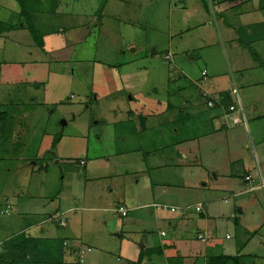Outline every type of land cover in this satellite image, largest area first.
Instances as JSON below:
<instances>
[{
	"label": "rangeland",
	"instance_id": "obj_1",
	"mask_svg": "<svg viewBox=\"0 0 264 264\" xmlns=\"http://www.w3.org/2000/svg\"><path fill=\"white\" fill-rule=\"evenodd\" d=\"M206 1L208 10L201 0H0V113L12 125L9 145L0 146V206L20 195L26 209L39 211L45 202L43 210L64 213L66 226L55 218L45 230L76 249L92 248L82 256L67 250L66 264H130L143 234L158 238L156 226L115 211L126 194L120 182L133 174L139 194H148L133 203H150L155 184L176 182L182 156L193 164L182 171L189 176L180 182V205L208 201L214 225L206 231L217 245L246 243L244 264H264V190L245 193L243 181L252 165L254 179L260 167L264 175V0ZM207 93L229 104L223 107L230 127L222 113L209 119L208 132L202 121L219 108L194 111L188 133L198 138L184 154L180 123L168 120L188 98L203 108ZM141 107L164 123L145 132L140 124L136 133L131 118ZM212 120L228 129L215 145ZM158 145L170 155L160 175L139 172L135 161L158 158ZM178 215L196 237L198 212ZM0 223L1 236L24 220L14 206Z\"/></svg>",
	"mask_w": 264,
	"mask_h": 264
},
{
	"label": "crops",
	"instance_id": "obj_2",
	"mask_svg": "<svg viewBox=\"0 0 264 264\" xmlns=\"http://www.w3.org/2000/svg\"><path fill=\"white\" fill-rule=\"evenodd\" d=\"M107 6H108V3L104 6V10H106ZM255 9L261 12L259 8L255 7ZM244 12H247V11H243V14ZM207 94H210V93H207ZM138 100H137L138 105L140 106L146 105V103L145 104L142 102L140 103ZM198 101H197V98H188L180 106H175L174 108L176 110L175 116H177L178 118L175 117L174 120H171V119L168 120V122L170 123H180L179 129H176L175 132L178 133V135L182 136L183 140L187 142L188 149L185 148L187 152H185L184 154H188L192 150V143H196L197 138H198V136H193L191 133H188V131L190 130L189 128L190 119H192L193 115L196 114L194 113V111L199 110L197 112L199 113L203 111L204 108L206 109L210 108L207 104V99L205 95L202 96L203 108H201L200 103ZM223 106L225 105L221 103V106H217L219 108L218 112L213 113L211 116L207 117L206 119L202 121L204 127L207 128L208 132H209V125H210L209 119L212 118L213 120L216 119L217 121V119H220L221 117H223L222 115V113L224 114ZM144 108H146V106ZM144 108L141 107L139 109L140 111L139 118L137 116H134V113L132 114L131 121L137 120V123L136 124L134 123L136 126V133L138 132L140 124L142 126L140 131L145 132V130L157 128L159 127L158 125H161L164 123L160 120L156 122L155 117L157 118V116L155 115L154 117L152 115L153 111L151 109H150L151 112H149L147 115H144L145 113ZM2 111L3 112L5 111L4 108H2ZM225 117H226V124L230 127L229 123H227L229 122V117L226 115ZM213 120L211 123V127L213 128L211 131V134L212 136H215V137H212L213 142L210 144L215 145L214 139H216L217 142H220L222 140V133L224 130L227 129V126L222 127L221 126L222 124L216 123L218 125L217 126L216 124H213ZM235 120H238V118L236 117ZM10 127H12V125H10V123H8L5 119H3L0 113V144H1L0 146L5 147V148L9 145V142L11 140V137L9 134V131H11ZM205 135H208V133H205ZM141 146L143 147V145ZM164 150H165L164 146L158 145L154 152V155H159V157L155 158L153 161H151L147 157H144L146 156L145 154L143 156H140L138 160L135 161L137 162L136 166H137L138 171L144 172V173L146 172L147 176L153 175V173L156 171L158 172L160 165L162 163L167 162V159L165 158L166 155L170 156L168 152ZM140 152L143 153L144 151L141 150ZM161 153H163V157L161 156ZM142 157L143 159H141ZM255 157L253 156L254 161L258 159L257 156ZM177 161H181V163H178L176 165V167L179 166L178 170H174V172L179 173V174L177 173L176 175V178H177L175 180L176 182L170 183L169 187H168L169 182H167V187L165 186L164 188H160L159 185L155 184L153 188L150 190L152 198L147 200V202H150V203H147V204L133 203L135 200L142 198V195L144 193H145L144 194L145 197H147L148 195L147 192L145 191L139 194L138 190H139L141 181L140 179H137L136 182L130 181V177H133L132 176L133 174H125L124 180L120 182L121 186L125 188L126 194L120 196L118 204L115 206V211H117V213H120L122 216H131V220H133L132 222L133 224H136V220L138 219L143 220V221L146 220L147 221L146 223L148 226H151L152 229L154 228V226H156V228L158 229L157 230L156 228H154L155 230H157L156 234L158 238L157 237L155 238L153 235L143 234L144 238L138 241V244H139L138 251L135 252L134 255H132L134 257L130 258V264H199V263L206 264L208 260H210V259H207L208 255L209 256L211 255L212 257L214 255L219 256L221 254H225V255L232 254L234 256H241V258L238 259L239 261L237 263L234 262V264H244V261H242L241 259L243 258L242 251L246 247L245 246L246 243H244L243 245H237V246L235 244V246L231 248L232 250H230V246H227L226 248L225 245H223L222 241H220L219 245H217L218 239L213 240L212 235H209V233L206 231L208 225H211V226L214 225V222L211 221V218L209 216L211 208H210V204H208V201L203 200V201L197 202L194 205H180L179 202L181 200V195L183 194L182 187H185V186L181 187L180 182L181 183L186 182L188 184L187 176H189V172L186 174H183L182 171L185 169L190 171L191 165L193 164V162L188 161L184 156L178 157ZM244 161H245V158H244ZM132 162H133V159L130 161V164ZM257 162L259 163V166H261L260 160H257ZM78 163L81 165L80 159ZM81 166H85V165H81ZM252 168H255V166L252 165L250 169H248V171L246 170V174L243 175V181L247 185V188L245 189V193L250 192V191L264 190V175H263L262 168L260 167V169L256 172V176L258 179H254L253 175H251ZM158 175H160V173ZM160 182H162V180ZM117 185H118V181L116 183V187ZM116 187L114 188V190H116ZM6 198H7V195H5L3 201H5ZM7 200L10 204H8L7 207H5V205L0 206V208L2 209L0 214H11V211L15 206L17 208L18 213L21 215V218L23 217L24 224H22L16 231L6 232L0 236L1 237L0 238V253L4 251L5 247L8 248L7 246L8 243H11L12 246H10L8 250L16 247V249H14V252L16 254L22 255L25 259L27 258L30 261L32 258H35L37 255H40L39 253L36 254L37 252L34 250V247H33L34 241H36L40 237H43V238L44 237H47V238L60 237L56 235L53 236L52 234L53 231L51 232V231L45 230V226H48V225L53 226V222L55 218L59 219L60 223L62 222V224L66 226L67 219L65 218L64 213H59L60 211H58V213L57 212L53 213V212H49V210H43V208H47L48 203H45V202L42 203L40 210L35 212V211H31L30 209L25 208V205H24L25 200L20 195L17 197L15 196V198H13V202H11L9 198ZM225 201H227V199ZM154 204H158V206L155 207ZM198 206H202V208H204V210H202L203 212L197 210L196 207ZM146 207H150L153 209L148 210V209H145ZM192 209H195V211L198 212V215H200V218L198 217V220H197V224L199 223L200 225H197L198 231L196 232V237L193 235V233L189 232L187 229H184L185 227H184V223L182 222V220L176 221L177 219L180 218L178 217L179 216L178 214H181L185 211L192 210ZM163 210H168L171 212L175 210V211H178V214L170 215V216L168 215L166 216L165 214L162 215ZM144 211H149V212H144ZM143 214L147 216H144ZM183 218H187V217L184 215L181 219ZM119 224L123 225L122 221H119ZM201 224H203L204 227L201 226ZM238 225L241 226V223H239ZM158 227L160 228V230ZM248 232L252 233V237L256 236L257 234V230L248 231ZM200 236H203V238L205 239L200 238ZM167 238L169 239L171 238L174 240L173 243L178 253L174 254L173 252L170 251V248L166 246L165 239ZM227 238L230 239V236L227 235ZM64 244L67 246L66 249H76L73 247L72 242L70 243L69 238H66V241L64 242ZM260 244L264 245V242H260ZM155 246H159L162 248L161 253H156L155 251H153ZM215 248L219 250L217 252L220 253L222 250H224L225 253L222 251L220 254L212 255L213 253L216 252L214 251ZM83 249H86V250L90 249L88 251L92 250L91 247H86V248L82 247V250ZM171 256L174 257L173 262H171L169 259V257ZM200 259H202V261H200ZM203 259H204V263H203ZM51 264H54V263H51ZM64 264L66 263L64 262Z\"/></svg>",
	"mask_w": 264,
	"mask_h": 264
},
{
	"label": "trees",
	"instance_id": "obj_3",
	"mask_svg": "<svg viewBox=\"0 0 264 264\" xmlns=\"http://www.w3.org/2000/svg\"><path fill=\"white\" fill-rule=\"evenodd\" d=\"M203 3V6L205 7L206 10H208V4L206 0H201ZM224 1V0H222ZM233 2H237L240 0H231ZM244 2L249 1V0H242ZM253 25V24H251ZM249 25V26H251ZM248 26V27H249ZM246 28L245 32L246 33H250L253 34L252 30H250L249 28ZM239 30L241 31L242 28L240 27ZM248 31V32H247ZM43 37H41L40 42L43 41L42 40ZM251 53L253 55H255V51H253V49H251ZM204 74V72H203ZM206 75V74H204ZM206 99H207V104L210 108H215L217 106H221V103L224 105H229L226 100L224 98H219L216 99L214 97H212L210 94H206ZM212 103V104H210ZM60 136L55 138L54 143L57 140H60ZM48 170V169H46ZM45 170V171H46ZM168 186H170V183H168ZM159 204V203H158ZM158 204H154L155 207L158 206ZM197 208V207H196ZM202 210H204V208H202L200 211L203 212ZM235 223L239 224L240 222L235 219ZM164 240V239H163ZM166 241V246L168 248H170V251L175 253H178V251L175 248V245L173 243V239H165ZM66 241V238L64 237H40L38 238L36 241L33 242V247L34 250L37 252L36 254H40L37 255L35 258H32L30 261L26 258H24L22 255L16 254L14 252V249H16V247L11 248L8 250L7 247H5L4 251L0 253V264H64V259H65V255L67 250L70 252V254H78L79 252H81V256L86 253L88 250L86 249H66V245L64 244V242ZM13 242V241H12ZM12 246V245H11ZM161 247H159L158 250L154 249L153 251H155L156 253H161ZM80 250V251H79ZM170 261L173 262L174 261V257L171 256L169 257ZM239 256H227L225 254H221V255H216V256H212L210 257V260L207 262V264H228L230 262H238L239 260ZM80 262H83V258L80 259ZM70 264H79L78 262H71Z\"/></svg>",
	"mask_w": 264,
	"mask_h": 264
},
{
	"label": "built area",
	"instance_id": "obj_4",
	"mask_svg": "<svg viewBox=\"0 0 264 264\" xmlns=\"http://www.w3.org/2000/svg\"><path fill=\"white\" fill-rule=\"evenodd\" d=\"M204 74H205V71H204ZM210 104H212V103H210ZM84 161H81V163H83ZM249 178V177H248ZM198 209H200L199 207H197ZM201 237H203V236H201Z\"/></svg>",
	"mask_w": 264,
	"mask_h": 264
},
{
	"label": "clouds",
	"instance_id": "obj_5",
	"mask_svg": "<svg viewBox=\"0 0 264 264\" xmlns=\"http://www.w3.org/2000/svg\"><path fill=\"white\" fill-rule=\"evenodd\" d=\"M248 178V177H247ZM2 211V209L0 208V212Z\"/></svg>",
	"mask_w": 264,
	"mask_h": 264
}]
</instances>
